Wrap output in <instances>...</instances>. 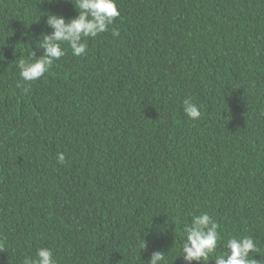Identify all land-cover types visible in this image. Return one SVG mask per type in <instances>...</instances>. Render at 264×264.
<instances>
[{
    "label": "trees",
    "instance_id": "trees-1",
    "mask_svg": "<svg viewBox=\"0 0 264 264\" xmlns=\"http://www.w3.org/2000/svg\"><path fill=\"white\" fill-rule=\"evenodd\" d=\"M73 5L0 0V264L41 247L57 264H186L183 226L201 212L216 255L251 236L264 264V0H116L119 36L86 38L79 57L62 44L22 80L45 15Z\"/></svg>",
    "mask_w": 264,
    "mask_h": 264
},
{
    "label": "clouds",
    "instance_id": "clouds-1",
    "mask_svg": "<svg viewBox=\"0 0 264 264\" xmlns=\"http://www.w3.org/2000/svg\"><path fill=\"white\" fill-rule=\"evenodd\" d=\"M77 15L66 19L63 16L47 13L45 24L52 29L50 33H41L43 37L36 44V48L42 49V54L37 57L31 50L28 56L17 59L19 76L24 81H36L49 73L55 61L65 55L62 44H67L75 57L86 53L88 45L86 38H94L101 33L111 30L113 37L119 36V30L111 28L115 18L120 13L116 6V0H75L73 5ZM78 9V10H77ZM23 35V34H22ZM183 112L193 120L201 117L198 105L192 100L183 101ZM57 163H65V154L58 152ZM219 224L207 212H201L192 217L190 224L183 226L185 238L181 241L183 260L186 264L193 261L208 264L210 260L214 264H260V260L253 258V253H258L256 241L251 236L235 238L229 236L224 244L225 253L216 255L218 242L221 241ZM3 243L0 242V247ZM146 241L142 239L140 248H146ZM210 255L214 259H209ZM164 252H153L147 264H163ZM23 264H57L53 251L47 247L37 249L35 257H25Z\"/></svg>",
    "mask_w": 264,
    "mask_h": 264
}]
</instances>
